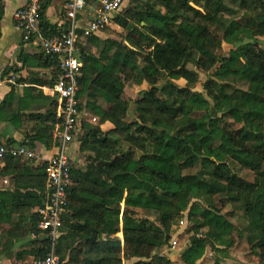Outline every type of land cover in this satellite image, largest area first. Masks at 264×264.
<instances>
[{"label":"trees","instance_id":"16d2710c","mask_svg":"<svg viewBox=\"0 0 264 264\" xmlns=\"http://www.w3.org/2000/svg\"><path fill=\"white\" fill-rule=\"evenodd\" d=\"M46 7L39 29L49 38L57 34L45 21ZM3 12L0 0V23ZM113 23L122 34L108 27L100 31L105 38L77 31V97L97 124L81 118L74 133L83 163H70L57 256L70 264H171L157 252L170 248L173 226L185 219L190 237L182 264H198L207 249L216 254L213 264H220L236 238L264 264V50L257 43L264 36V0H135ZM223 44L229 51L217 55ZM35 58L51 70L52 89L58 59L41 50ZM9 71L17 73L4 74ZM210 71L199 83L198 72ZM127 84L142 89L134 99L126 95ZM31 90L25 89L26 100ZM43 100L45 113L21 115L9 109L11 89L0 103V120L24 118L42 126L19 144L6 140L0 146L54 145L56 99ZM130 103L136 117L126 122ZM105 122L111 130L100 129ZM20 161L5 156L0 167L1 176L14 174L15 181L14 192L0 191V223L9 225L10 206L45 203L46 162L32 169L33 161L21 167ZM100 161L111 162L104 170L112 180L97 170ZM228 205L243 214L245 226L232 222V211L223 212ZM38 222L32 215L25 235H35ZM18 228L9 225L1 235ZM32 241L35 262L48 244ZM9 250L3 246V257H11Z\"/></svg>","mask_w":264,"mask_h":264},{"label":"built area","instance_id":"2783aa9c","mask_svg":"<svg viewBox=\"0 0 264 264\" xmlns=\"http://www.w3.org/2000/svg\"><path fill=\"white\" fill-rule=\"evenodd\" d=\"M127 0H66L65 16L69 21L66 30L58 31L55 36L45 38L39 29V12L44 0H27V5L14 14L16 26L22 33V40L28 43L33 39L39 41L40 50L45 56L58 59V77L50 90L56 99V125L53 131L55 153L46 161L45 167V203L36 209L39 218L37 233L39 241L45 240L48 246L44 255L33 264H70L61 261L56 254L57 240L61 235L62 217L66 214L67 188L70 185V158L67 148L78 130L80 118L87 116L81 109V100L77 97L78 80L81 77V64L75 57L77 41V16L88 5L93 6L88 21L82 29L84 36H92L113 24L114 17ZM12 76L5 83H14ZM5 156L21 161H38L37 149L26 143L5 148L0 146V164ZM184 224V219L179 225ZM169 243L175 249L176 241Z\"/></svg>","mask_w":264,"mask_h":264},{"label":"crops","instance_id":"0c3cea01","mask_svg":"<svg viewBox=\"0 0 264 264\" xmlns=\"http://www.w3.org/2000/svg\"><path fill=\"white\" fill-rule=\"evenodd\" d=\"M65 1L66 0H44L47 4L44 18L48 25L55 27L56 34L58 31L66 30L69 27V21L65 16ZM4 12L0 23V103L5 98V96L13 88L14 91V101L10 111L20 113L21 115L28 114H43L47 110V101L44 98L54 100L51 94V88L47 84L51 80V70L42 67L41 62L37 61L35 56L40 53L39 41L33 39L28 43H24L22 40V33L20 29L16 26L14 20V14L24 8L27 5V0H2ZM43 3V4H44ZM93 10V6L88 5V7L82 11L77 16V31H82L85 24L90 21V13ZM111 30L116 31L118 28L114 23L108 27ZM42 34V33H41ZM99 38H105L101 32L94 34ZM17 70V73L7 72L6 70ZM16 77L20 79L21 83L18 84H7L5 80L10 77ZM43 82V85L39 83ZM137 89L138 93L141 88L133 86ZM31 88V97L29 100L25 99V89ZM30 94V93H29ZM136 97V96H135ZM25 99V102L20 101ZM19 100V102H17ZM49 102V101H48ZM45 104L43 107L42 105ZM7 111V110H6ZM84 116L83 118H86ZM89 123L96 125L97 120L88 117ZM42 126L40 123L31 122L27 119L22 118L16 120L12 123L8 121L0 120V142L6 140H13L15 144H19L23 141L27 134H32L34 132V127ZM102 131H109L112 129V125L108 122L100 125ZM80 133V132H79ZM78 144L77 140H73L67 148V155L70 158L72 154L78 155L77 152ZM37 152L40 156L38 161H33L32 169H36L43 162H46L54 153V145L50 149H46L43 146L37 147ZM77 158V157H76ZM72 161V158H70ZM20 167L24 165L26 161H20ZM83 163L78 157L77 161L74 163ZM4 164H0V167ZM14 174L8 175L6 177L1 176L0 173V191H10L15 190ZM24 178L21 181H25ZM21 189L20 192L23 193L25 190L17 184ZM11 216L9 225L13 227H19L18 231L10 232L8 234H2V230L8 228L6 222L0 223V264H33L35 260V245L32 243L34 239V234H26L24 229L31 226L32 215H36V209L38 207H26V206H10ZM37 216V215H36ZM38 217V216H37ZM119 235V234H117ZM7 245L11 253L10 258H5L2 255L3 246Z\"/></svg>","mask_w":264,"mask_h":264},{"label":"rangeland","instance_id":"374dc122","mask_svg":"<svg viewBox=\"0 0 264 264\" xmlns=\"http://www.w3.org/2000/svg\"><path fill=\"white\" fill-rule=\"evenodd\" d=\"M135 0H127V2L123 5V7L120 9L118 15L124 14V12L132 7L133 3ZM117 32L123 33V30L121 28L116 29ZM257 43L258 45L264 50V36L257 38ZM230 47L228 45L223 44L222 48L220 51L217 52V55H226L227 52L229 51ZM190 69H194L192 66H189ZM212 71L208 72L207 74L204 73H199V83H202L206 80L207 76L211 73ZM235 82V81H233ZM237 85L239 83L235 82ZM179 86H183L184 82L180 81L177 83ZM197 91H201V87L198 85L196 86ZM137 89L134 88L131 84H127L126 86V95L131 97L132 99L135 98V96L139 95V92L136 93ZM136 115L133 111V105L130 103L129 105V111L127 113L126 122H132L134 121ZM83 118V117H82ZM85 120H88V117L85 118ZM81 121V118H80ZM77 138V136H76ZM75 138V140H76ZM174 144H172L170 147H173ZM68 153V152H67ZM77 157V158H76ZM79 155L72 154L70 158H72V161L75 162L77 161ZM82 161V160H81ZM233 170L240 176L244 178H249L251 179L252 175L246 172L245 170H242L237 166L236 164H232ZM119 193V192H117ZM230 212L232 211L234 213V217L232 218V222L237 225V226H245L246 224V219L244 218L243 214L239 211H237L235 208L231 207L228 205L223 212ZM150 220H153L152 217H150ZM189 226L186 220L184 219V224L179 225L175 224L173 226V232L171 234V239L176 241L175 249L171 248H163L159 250L157 253L163 257L168 258L171 261V264H182L180 261V253L183 251V249L187 246L190 234L188 232ZM117 237L121 238V234L116 235ZM171 242V241H170ZM171 247V245L169 244ZM216 254H214L213 250L207 249L205 255L203 256L202 260L198 262V264H213L214 259H215ZM137 259H131L128 261H124L122 264H134L137 262ZM220 264H258V259L251 253V250L249 249L248 245L244 240H238L236 238V244L235 246L229 251V257L225 260H222Z\"/></svg>","mask_w":264,"mask_h":264},{"label":"water","instance_id":"95a60500","mask_svg":"<svg viewBox=\"0 0 264 264\" xmlns=\"http://www.w3.org/2000/svg\"><path fill=\"white\" fill-rule=\"evenodd\" d=\"M106 164H111V162H110V163H107V162L100 161V162H98V163L96 164V168H97V170H98L100 173L104 174L105 177H106L107 179H111V180H112L113 177H110L109 174L104 170V166H105Z\"/></svg>","mask_w":264,"mask_h":264}]
</instances>
